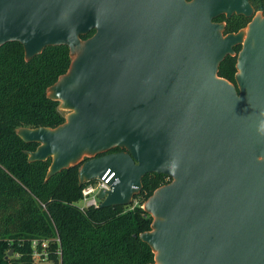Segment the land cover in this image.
<instances>
[{"label":"water","instance_id":"1","mask_svg":"<svg viewBox=\"0 0 264 264\" xmlns=\"http://www.w3.org/2000/svg\"><path fill=\"white\" fill-rule=\"evenodd\" d=\"M235 13L252 1L0 0V46L70 49L47 88L65 120L17 128L38 142L30 160L52 159L47 178L80 164V183L109 178V206L132 203L147 173L170 177L143 206L149 264H264V14L225 33L215 18ZM237 44L236 84L219 67Z\"/></svg>","mask_w":264,"mask_h":264},{"label":"trees","instance_id":"2","mask_svg":"<svg viewBox=\"0 0 264 264\" xmlns=\"http://www.w3.org/2000/svg\"><path fill=\"white\" fill-rule=\"evenodd\" d=\"M252 2L264 10V0ZM226 20L225 30L232 32L250 18L235 14ZM71 60L65 44L49 45L29 59L20 41L0 46V264H32L35 238L48 240V257L56 264H149L155 252L140 233L151 228L153 216L143 201L82 208L78 201L88 181L80 183V164L47 178L52 159L30 160L28 150L38 142L17 132L22 125L54 127L65 120L60 100L49 97L47 88L69 69ZM237 60V54H229L219 74L234 81ZM166 176L147 173L135 198L147 199ZM12 246L21 255L13 260L6 257Z\"/></svg>","mask_w":264,"mask_h":264},{"label":"built area","instance_id":"3","mask_svg":"<svg viewBox=\"0 0 264 264\" xmlns=\"http://www.w3.org/2000/svg\"><path fill=\"white\" fill-rule=\"evenodd\" d=\"M88 182L82 188V198L78 201V204L82 208H86L88 206L94 205L99 206L101 199L98 196V192L103 188H109V178L97 177L91 180H87ZM33 245V256L38 253L37 245H41L44 248L43 255H48V240H42L41 242L38 239L32 240ZM42 255V253H41Z\"/></svg>","mask_w":264,"mask_h":264},{"label":"rangeland","instance_id":"4","mask_svg":"<svg viewBox=\"0 0 264 264\" xmlns=\"http://www.w3.org/2000/svg\"><path fill=\"white\" fill-rule=\"evenodd\" d=\"M259 13H262V12H259ZM217 21H221V22H225L226 21V16L225 15H223V16H220V17H218L217 18ZM241 29H244V31L246 32L247 31V29H248V26H246V27H243V28H241ZM237 73V72H236ZM236 75V74H235ZM234 82V81H233ZM235 83V82H234ZM66 114L70 111V109H62ZM166 181L164 182V183H167V182H169V181H167V179H168V177L166 176ZM163 183V184H164ZM140 201H143V203H142V205L144 206V203H145V201H146V199H141V198H134L133 199V202L134 203H139ZM37 249L39 250L38 251V253L35 255V256H33V253H32V256H33V263L32 264H56V262H55V260H53V259H50L49 257H48V255H43V252H44V248H43V246H39V245H37ZM41 253H42V255H41ZM21 255H20V253L19 252H17L16 250H15V248L12 246V247H10L8 250H7V254H6V257L8 258V259H11V260H13V259H17V258H19Z\"/></svg>","mask_w":264,"mask_h":264},{"label":"flooded vegetation","instance_id":"5","mask_svg":"<svg viewBox=\"0 0 264 264\" xmlns=\"http://www.w3.org/2000/svg\"><path fill=\"white\" fill-rule=\"evenodd\" d=\"M251 1H252V0H251ZM252 4H253V2H252ZM253 6H254V4H253ZM254 8H255V6H254ZM259 12H262V14H264V10H262V9L257 10V9L255 8V14H257V13H259ZM235 14H237V13H235ZM235 14H233V15H235ZM255 14H253V15H251V16H247V15H245V16L249 17L250 20H249L248 23H246V25L242 26L241 28L248 26V24L251 22V20H252L253 17L255 16ZM221 15H225V14H221ZM221 15H219V16H221ZM233 15H232V16H233ZM242 15H244V14H242ZM219 16H217V17L215 18V20H217V18H218ZM225 16H226V15H225ZM232 16H230V17H228V18H231ZM226 17H227V16H226ZM225 22L227 23V20H226ZM241 28H240V29H241ZM225 29H226V27H225ZM240 29H238V31H239ZM230 32H231V31H230ZM232 32H237V31H232ZM225 33H229V32H226V30H225ZM237 46H240V50H241V48H242V44H237V45H235V51H236V47H237ZM240 50H239V51H240ZM234 54H237V56H238L239 52L237 53V51H236ZM236 64H237V63H236ZM236 67H237V65H236ZM237 71H238V68H237ZM237 71H236V72H237ZM236 72H235V74H236ZM234 82L237 84L236 75H235V80H234Z\"/></svg>","mask_w":264,"mask_h":264}]
</instances>
